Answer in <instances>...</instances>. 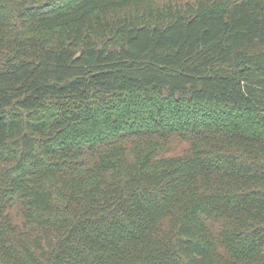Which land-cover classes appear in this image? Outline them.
<instances>
[{
  "label": "trees",
  "instance_id": "1",
  "mask_svg": "<svg viewBox=\"0 0 264 264\" xmlns=\"http://www.w3.org/2000/svg\"><path fill=\"white\" fill-rule=\"evenodd\" d=\"M0 264H264V0H0Z\"/></svg>",
  "mask_w": 264,
  "mask_h": 264
},
{
  "label": "rangeland",
  "instance_id": "2",
  "mask_svg": "<svg viewBox=\"0 0 264 264\" xmlns=\"http://www.w3.org/2000/svg\"><path fill=\"white\" fill-rule=\"evenodd\" d=\"M181 1H185V0H181ZM51 104L48 106V108H46L43 112L42 115L44 118L46 119H50L53 118V116H55L56 113V108L55 105L50 102ZM154 138V137H153ZM170 141V151L169 154L174 155V154H182L188 151L189 149V145H188V139L186 138L185 135H183L182 133H178L173 135ZM17 212V206L14 205L13 209L11 210L12 215L14 216V214ZM15 219L17 221H21V216L15 217Z\"/></svg>",
  "mask_w": 264,
  "mask_h": 264
}]
</instances>
